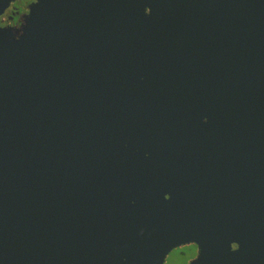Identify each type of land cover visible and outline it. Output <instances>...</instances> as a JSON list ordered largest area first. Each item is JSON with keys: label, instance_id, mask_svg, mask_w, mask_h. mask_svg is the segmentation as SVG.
I'll list each match as a JSON object with an SVG mask.
<instances>
[{"label": "water", "instance_id": "1", "mask_svg": "<svg viewBox=\"0 0 264 264\" xmlns=\"http://www.w3.org/2000/svg\"><path fill=\"white\" fill-rule=\"evenodd\" d=\"M28 8L0 25V264H264V0Z\"/></svg>", "mask_w": 264, "mask_h": 264}, {"label": "flooded vegetation", "instance_id": "2", "mask_svg": "<svg viewBox=\"0 0 264 264\" xmlns=\"http://www.w3.org/2000/svg\"><path fill=\"white\" fill-rule=\"evenodd\" d=\"M33 0H14L11 2L9 7L5 10V12L0 15V25H11L14 27H20L24 18V15L28 13L29 11V4H31ZM195 246V255L193 258L188 260L189 264L194 258H196L198 253V248L194 243H189ZM188 245V244H185ZM184 245H181L176 248H180ZM175 249V248H174ZM173 249V250H174ZM166 259V258H165Z\"/></svg>", "mask_w": 264, "mask_h": 264}, {"label": "rangeland", "instance_id": "3", "mask_svg": "<svg viewBox=\"0 0 264 264\" xmlns=\"http://www.w3.org/2000/svg\"><path fill=\"white\" fill-rule=\"evenodd\" d=\"M195 255V246L192 244L184 245L172 250L164 261V264H186Z\"/></svg>", "mask_w": 264, "mask_h": 264}]
</instances>
